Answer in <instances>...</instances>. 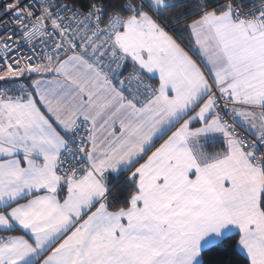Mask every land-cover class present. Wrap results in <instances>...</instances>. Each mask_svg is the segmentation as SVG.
I'll use <instances>...</instances> for the list:
<instances>
[{"label":"snow or ice","instance_id":"6c2138e0","mask_svg":"<svg viewBox=\"0 0 264 264\" xmlns=\"http://www.w3.org/2000/svg\"><path fill=\"white\" fill-rule=\"evenodd\" d=\"M0 264H264V0H0Z\"/></svg>","mask_w":264,"mask_h":264},{"label":"trees","instance_id":"16d2710c","mask_svg":"<svg viewBox=\"0 0 264 264\" xmlns=\"http://www.w3.org/2000/svg\"><path fill=\"white\" fill-rule=\"evenodd\" d=\"M69 3H71V0H69ZM187 39V37L185 36V40Z\"/></svg>","mask_w":264,"mask_h":264}]
</instances>
